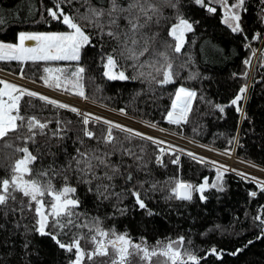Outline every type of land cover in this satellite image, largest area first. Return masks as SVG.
<instances>
[{"label":"trees","instance_id":"1","mask_svg":"<svg viewBox=\"0 0 264 264\" xmlns=\"http://www.w3.org/2000/svg\"><path fill=\"white\" fill-rule=\"evenodd\" d=\"M90 3L95 7L101 4L109 6V0H90ZM119 3L126 6L128 0H119ZM150 3L159 9V23H153L145 31L149 35L158 34L156 49L167 51L172 60L174 70L179 74L173 84L160 86L143 80H108L103 75L101 58L111 53L117 43L107 36L101 39L95 29H88L95 46L82 49L79 62L5 59L0 60V69L44 84L41 77L45 75V68L62 67L73 71L77 66L84 67L82 86L88 99L118 111L124 109L126 114L206 145L223 150L234 148L237 156L264 166V0H245L246 11L240 10L242 32H233L223 22L220 7L215 6V13L208 12L207 8L213 5L205 0L203 5L196 4L195 0H150ZM61 7L72 14L76 9L81 13L87 10L83 0H73L72 4ZM48 8H55L54 0H0V21H3L0 23V41L14 42L21 31L67 30L62 22L48 15ZM178 14L193 24V31L185 34L184 47L181 53L176 54L163 42L174 44L168 30L178 22ZM120 26L126 29V21L121 20ZM257 34L258 39L255 38ZM246 59H250L249 65H245ZM134 74L131 68L126 71V75ZM244 85L248 90L246 98L240 102L243 111L237 112L236 106H231L230 102ZM180 86L195 91L196 97L191 103L188 122L177 125L169 123L166 115ZM216 105L223 106L224 112H220ZM21 114L36 115L42 122H52L44 135L35 137V143L25 145L22 139H14L15 134H11L13 139L9 142L14 146H27L37 156L32 165L33 175L37 170L51 169L48 177L40 179L50 177L56 189L65 185V174L70 177L68 183L77 189L75 196L80 200L77 211L84 214L82 219L99 218L104 230L128 233L133 241L144 239L150 246H155L157 241L167 242L183 236L184 248L201 257L200 264H264V225L255 220L256 216L264 219V191L254 182L210 167L185 154L175 151L161 154L158 145L139 137L124 140L126 133L114 130L113 135L118 141L140 156L146 167L138 171L131 157L116 152L110 161L121 166V175L115 176L112 181L102 182L114 185L112 192L127 193L133 185L139 188L137 181H146L141 189L146 208L141 209L130 194L120 199L115 195L106 200L98 198L95 191L88 189H95L101 181L88 185L79 182L74 171L56 173L68 167L78 148L84 151L85 147H99L101 151H107L111 146L106 149L96 140L84 137L81 116L67 109L46 105L37 97L25 96L22 99ZM56 120L62 121L61 126L66 127L63 140L52 136L57 129ZM89 128L100 135L107 126L98 123L90 124ZM21 134H26V130ZM4 143L0 141V178L10 177L11 165L23 155L3 147ZM177 156L179 163H172ZM157 157H161L162 163L157 162ZM128 165L133 167L128 168ZM97 171L102 175L105 169ZM128 171L133 173L131 182H126L124 178ZM218 171L223 172L219 181ZM205 179L208 182L204 192L206 200L202 201L196 191H193L191 201L169 198L175 181L190 183L195 188ZM213 183L222 186L223 191L212 188ZM252 192L257 195L251 196ZM15 195L16 201L0 206V264H69L75 258L74 252H66L51 236H41L36 232L34 211L20 210L19 201L27 204L28 198L19 192ZM45 199L49 198L46 196ZM82 231L87 235V229ZM59 239L70 242L72 234L61 235ZM86 241L82 240L81 244ZM248 241L252 243L248 244ZM213 248L219 257L209 254ZM237 249L243 251L232 255Z\"/></svg>","mask_w":264,"mask_h":264},{"label":"snow or ice","instance_id":"2","mask_svg":"<svg viewBox=\"0 0 264 264\" xmlns=\"http://www.w3.org/2000/svg\"><path fill=\"white\" fill-rule=\"evenodd\" d=\"M73 0H54L55 8H48L47 12L50 17L62 22L69 31L61 33H30L20 32L18 34V43L6 44L0 43V60H17V61H76L81 59V51L86 46H95L92 44V35L88 29H95L96 35L101 39L104 36L115 40L117 47L113 48L111 53L103 56V75L108 80H143L149 84L155 83L160 86L175 83L178 72L174 70L172 60L169 58L167 51H158L155 47L157 43V33L151 35L145 31L153 23H159V9L150 0H128L126 6H122L119 0H109V6L100 7L92 6L90 0H83L87 5V10L81 13L79 9L75 14L66 13L61 5L72 4ZM224 8L223 22L228 25L233 32H242L240 10L244 9L245 0H236L235 3L229 4L228 0H216ZM198 5H203L204 0H195ZM175 7V5H172ZM208 12L215 13V7H208ZM107 18V19H105ZM126 21L127 28L121 29L120 21ZM177 23L172 24L168 30V36L172 38L174 44L164 41L167 49L174 53H181L186 42L185 34L193 31V24L181 15H177ZM3 21H0L2 23ZM259 38V34L255 37ZM26 41H35V46H27ZM103 47V45H101ZM250 47V46H249ZM255 55V51H253ZM148 57L147 59H141ZM121 60L125 63L121 64ZM131 61V63H127ZM250 59L244 61L245 65L250 64ZM131 68L134 75H126V71ZM45 75L41 77L45 86L55 90H63L78 95L84 99L88 97L82 86L84 67L77 66L73 71L67 68H45ZM246 75V74H245ZM0 141H5L3 147L13 149L15 153L23 155L15 159L11 165L10 177L0 178V206H7L9 201H16V193H22L23 197L28 198L27 204L23 200L19 201L20 210L25 208L28 211H34L35 225L34 230L41 236H51L56 244L68 253L74 252V259L69 264H84L85 257L88 261H93L96 257H109L110 264H132V258L137 257L141 264H152L153 258H162L159 264H200L201 257H198L192 251L184 248V237L181 236L176 240H168L166 243L157 241L155 246L148 245L147 241L141 239L138 243L134 242L128 233L118 234L115 229L110 231L104 230L100 226L99 218L91 220L82 219L83 213L77 211L80 207V200L75 196L77 189L68 183L70 177L64 175L65 185L56 189L52 179H40L48 177V170H37L33 175L32 165L37 160V156L29 150L27 146H14L9 141L13 139L11 134H15L14 139H22L24 144L29 142L35 143L37 135H44L45 129L52 122L51 120L41 121L36 115L24 116L21 114V101L27 97H37L45 102L46 105L60 109H67L78 116L82 117L83 136L89 140H96L98 144H103L107 151H101L99 147H85L84 151L79 148L76 150L77 155L71 157L68 167L61 169L57 175L74 171L79 177V182L92 185L94 181H101L95 185V189L89 187V191H95L98 198L109 199L115 195L118 199L126 194L135 198L136 203L141 209L146 208L144 200L141 198L144 183L137 181L139 188L135 185L128 189L127 193H115L111 189L114 187L111 183L105 184L102 181H112L115 176L121 175L120 165H113L110 157L116 152L122 156H129L133 159L136 169L142 170L146 165L142 158L132 149L125 148L123 142L113 135V131L126 133L124 140L131 141L135 137L151 140L153 143L162 144L163 141L155 140L153 137L145 136L143 133L128 128L119 123L95 116L92 113H82L78 108L66 103L51 99L45 95L30 91L15 84L0 80ZM247 85L239 89L238 94L230 102L231 106H236L237 112H242L240 102L246 98ZM175 98L172 101L171 109L168 110L166 119L171 124H181L188 122V115L191 111L192 99L196 97V92L183 86L177 88ZM220 112H224V107L216 105ZM121 114L126 115L124 109L120 110ZM103 123L107 126L106 131H101L97 135L95 131L89 128L90 124ZM62 121L56 120L57 129L52 132V136L60 140L64 139L66 127H62ZM68 123H71L70 121ZM154 127V125L149 124ZM26 130V134H21ZM8 138V139H6ZM84 144L83 139L80 140ZM161 148V154L164 153ZM194 159H203L195 157ZM157 162L162 163L161 157H157ZM74 163V167H73ZM174 164L179 163V157L172 161ZM132 168L133 165H128ZM223 167V166H221ZM105 169L103 174H98V169ZM227 169H225L226 171ZM244 176L243 173H238ZM223 172L217 173V180L222 177ZM30 177V178H26ZM126 182L133 180V173L128 171L124 176ZM255 180V178H253ZM261 191H264V181L258 182ZM153 184L152 188L155 189ZM208 187L207 179L203 184L195 187L180 180L175 181L171 189V196L177 200H192V193L196 191L200 194L202 201L206 200L204 192ZM223 191V187L217 183L211 185ZM255 197L256 192L250 193ZM49 199L46 200L45 197ZM34 206V207H33ZM15 209H13L14 211ZM151 214V213H149ZM255 220L264 225V219L256 216ZM219 227V226H217ZM73 229L76 231L74 232ZM87 229V235L82 231ZM264 232V228H262ZM72 234L70 242H64L59 237ZM259 238V237H258ZM87 240L93 245L90 251H85L81 246V241ZM252 241H248L251 244ZM27 246V245H25ZM247 247V245H245ZM243 249H237L231 253L237 255ZM209 254H216L215 248L210 250ZM107 264V262H106Z\"/></svg>","mask_w":264,"mask_h":264},{"label":"built area","instance_id":"3","mask_svg":"<svg viewBox=\"0 0 264 264\" xmlns=\"http://www.w3.org/2000/svg\"><path fill=\"white\" fill-rule=\"evenodd\" d=\"M0 80L8 81L10 83L17 85L18 87L37 92V93L45 95L51 99H55L59 102L74 106V107L78 108L82 113H84V112L92 113L95 116H99V117H102L104 119L119 123V124L124 125L128 128L141 130L143 133H146L145 136H151L155 140L160 139L158 141H163L164 143H162V144H156V143H154V144L158 145L160 149L163 148L165 151H175V152H178L180 154H185L187 156H190L189 153H192V152L187 151L185 149H180L182 147H186L187 149L194 150L195 153H192V154H194L195 157H199V156H197L196 151H195L196 145L191 141L197 142L201 145L210 147L212 149L215 148V150H221V151L223 150V149H219V148H216V147H213L210 145H206V144L201 143L199 141H195L191 138H188L182 134L176 133V132L171 131V130L164 128V127H160V128H162L166 132L152 129L150 126H147V124L145 123L147 121L142 120L140 118H137L135 116L129 115V114H127L129 116L128 119L120 118L117 115L109 113L112 111L119 113L118 110H115L113 108L107 107L105 105L99 104V103L94 102V101H92V102H94V103H92L91 100L89 101V99H84L82 97H75V96L66 94V93L61 92L59 90H55L53 88L47 87L45 85H42V84L37 83L35 81L29 80V79L24 78L22 76L7 72V71L2 70V69H0ZM148 131H150V132H148ZM187 139H189L191 141H187ZM148 141L152 142L151 140H148ZM165 141H167L169 143H166ZM233 154L235 156H237L235 154V150H234ZM190 157L193 158V156H190ZM199 158H201V157H199ZM241 159L247 161L245 164L246 167L254 165V166L264 168V166L256 164L254 162H251L245 158H241ZM202 160L206 162V163L204 162L206 165L213 166V167H215V165H216L214 162H212L208 159L203 158ZM252 167L253 166H251L250 168L252 169ZM261 168L256 169L257 172H260ZM227 170L231 171L232 173H235L238 176H241L238 174L240 172L236 171L237 169L235 170V169L228 168ZM241 177L246 178V179L254 182L258 188H261L258 182H261L262 180H264V178H262V176H258L262 180H258V179L253 180V177L246 176V175L241 176Z\"/></svg>","mask_w":264,"mask_h":264},{"label":"rangeland","instance_id":"4","mask_svg":"<svg viewBox=\"0 0 264 264\" xmlns=\"http://www.w3.org/2000/svg\"><path fill=\"white\" fill-rule=\"evenodd\" d=\"M205 1H208L213 6L220 7V9H221V11L223 13V20H224V8L219 3H217L216 0H205ZM228 2H229V4H231V3H235L236 0H228ZM66 31H69V29L64 30V31H31L30 33H61V32H66ZM21 32H24V31H21ZM0 43L16 44V43H18V36H17L16 41H14V42L0 41ZM35 45L36 44L27 45V46H35ZM252 65L250 66V72H251L252 67H253ZM54 68H56V67H54ZM60 68H62V67H60ZM6 82H8V81H6ZM0 87H3V85H0ZM189 90H191V89H189ZM89 101H90V99H89ZM192 101H193V99H192ZM91 102H92V100H91ZM92 103H94V102H92ZM118 112L119 113L112 111V112H109V113L110 114L117 115L120 118H124V119H128L129 118V116L127 114L126 115H123V114H121L120 111H118ZM145 123L147 124V126H149V124L154 125V127L150 126L152 129H155V130H158V131H165L162 128H160L161 126H159V125H156V124L150 123V122H145ZM134 130L143 133L141 130H138V129H134ZM148 132H150V131H148ZM143 134L145 135L146 133H143ZM157 140H160V139H157ZM187 141H191V140L187 139ZM165 142L166 143H169L167 141H165ZM191 142H193L196 145L195 151H196L197 156H199L201 158L208 159V160L214 162L217 165V166L215 165V167H217L218 169H221L223 171H225V169H228V168L235 169V170L237 169L236 171H239L240 173H243L246 176H250V177H253V178L258 179V180H262L258 176H262V178H264V168H261V167H258V166H254V165H251V166H253L252 169L250 168L251 166L246 167L245 164H246L247 161L241 159V157H239V156L238 157L235 156L233 154L234 153V148H232L230 150H222L221 151V150H215V148L212 149L210 147L201 145V144H199L197 142H194V141H191ZM180 149H185L187 151H190L192 153H195L194 150L187 149L186 147H182ZM196 160H198V161H200L202 163L205 162V161H203L201 159H196ZM221 166H223V167H221ZM259 168H261L260 169V172H257L256 169H259ZM226 171L227 172H231L229 170H226ZM262 181H264V180H262ZM176 239H178V238H176ZM176 239H173V240H176ZM134 242H136V241H134ZM136 243H138V242H136ZM81 246H82V248L85 249L86 252L87 251H90L93 248V245L90 242H88V241L82 243ZM161 259L162 258H153L152 264H159V261ZM84 262H86L87 264H106V262H107V264H110L109 257H96V258H94L93 261H88L87 260V257H85ZM132 264H141V262L139 261V258L133 257L132 258Z\"/></svg>","mask_w":264,"mask_h":264},{"label":"water","instance_id":"5","mask_svg":"<svg viewBox=\"0 0 264 264\" xmlns=\"http://www.w3.org/2000/svg\"><path fill=\"white\" fill-rule=\"evenodd\" d=\"M211 7H215V6H211ZM36 44L35 41H26V45H33Z\"/></svg>","mask_w":264,"mask_h":264}]
</instances>
